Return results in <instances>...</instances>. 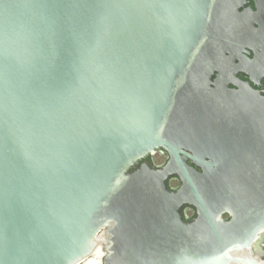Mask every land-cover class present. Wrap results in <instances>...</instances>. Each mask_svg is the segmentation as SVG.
Listing matches in <instances>:
<instances>
[{
	"label": "water",
	"instance_id": "1",
	"mask_svg": "<svg viewBox=\"0 0 264 264\" xmlns=\"http://www.w3.org/2000/svg\"><path fill=\"white\" fill-rule=\"evenodd\" d=\"M242 4L0 0V264H260L264 97L211 81Z\"/></svg>",
	"mask_w": 264,
	"mask_h": 264
},
{
	"label": "flooded vegetation",
	"instance_id": "2",
	"mask_svg": "<svg viewBox=\"0 0 264 264\" xmlns=\"http://www.w3.org/2000/svg\"><path fill=\"white\" fill-rule=\"evenodd\" d=\"M229 1L232 4L237 2ZM241 1L243 4L232 12L233 17L220 27V71L214 72L211 81L227 84L228 88L235 90H238V82L248 84L264 97V0ZM169 158L166 150L158 148L140 160L138 166L148 163L160 168ZM187 164L201 171L189 159ZM168 185L177 189L179 178H169ZM182 215L185 221L191 220L195 217V210L186 206Z\"/></svg>",
	"mask_w": 264,
	"mask_h": 264
},
{
	"label": "bare ground",
	"instance_id": "3",
	"mask_svg": "<svg viewBox=\"0 0 264 264\" xmlns=\"http://www.w3.org/2000/svg\"><path fill=\"white\" fill-rule=\"evenodd\" d=\"M107 240H108V236L106 235V233L104 231H102L97 236V246H96V249H95L94 253L92 254V256L81 261L79 264H101V262H102L101 258L103 257V255L105 253L104 247L107 243ZM262 246L264 249V240L262 242ZM100 249H103V252L100 251ZM261 254H262V252H261V249H259V248L253 252L254 256L259 257V263L264 264V259L261 258Z\"/></svg>",
	"mask_w": 264,
	"mask_h": 264
},
{
	"label": "rangeland",
	"instance_id": "4",
	"mask_svg": "<svg viewBox=\"0 0 264 264\" xmlns=\"http://www.w3.org/2000/svg\"><path fill=\"white\" fill-rule=\"evenodd\" d=\"M261 246H262V244H261ZM100 251L103 252V249H100ZM261 258L264 259V249H263V253L261 254Z\"/></svg>",
	"mask_w": 264,
	"mask_h": 264
}]
</instances>
